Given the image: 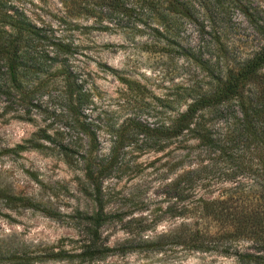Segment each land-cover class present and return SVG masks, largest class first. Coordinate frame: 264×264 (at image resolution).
<instances>
[{
	"label": "rangeland",
	"instance_id": "rangeland-1",
	"mask_svg": "<svg viewBox=\"0 0 264 264\" xmlns=\"http://www.w3.org/2000/svg\"><path fill=\"white\" fill-rule=\"evenodd\" d=\"M7 1L68 54L59 56V74L37 95L32 122L3 114L0 102V189L36 206L7 210L0 203V264H241L236 254L254 253L247 241L226 252L180 243L184 228L215 231L199 216L198 200L257 202L259 180L251 171L258 172L256 155L264 153V68L241 89L263 112L254 119L261 129L255 148L243 145L232 108L224 105L197 118L227 147L222 160L189 133L155 152L132 126L168 124L264 48V0H153L151 8L142 0ZM67 81H82L89 93V104L71 116L58 98ZM39 130L48 141L36 139ZM28 140L42 148L5 152ZM110 153L102 189L112 217L89 256L82 223L94 206L84 194L81 157L104 164ZM58 253L61 259L53 258ZM76 254L83 256L69 258Z\"/></svg>",
	"mask_w": 264,
	"mask_h": 264
},
{
	"label": "trees",
	"instance_id": "trees-1",
	"mask_svg": "<svg viewBox=\"0 0 264 264\" xmlns=\"http://www.w3.org/2000/svg\"><path fill=\"white\" fill-rule=\"evenodd\" d=\"M142 3L148 8L154 6L153 0H142ZM173 4L168 2V8H172ZM171 10L175 12L174 9ZM156 34L161 36L160 32ZM52 38L50 31L44 26L35 24L22 10L9 5L7 0H0V102L3 114H10L12 118L20 121H33L32 116L39 107L37 95L41 93L45 85L50 83L52 78L59 74V70L54 67L59 56L68 54L67 47L62 45L58 39ZM262 68H264V48L238 66L233 77L228 80L220 78L210 93L191 101L185 110L176 114L168 124L149 128L134 123L132 127L135 138L140 137V142L146 144L147 148L158 152L168 142L189 133L191 138L197 140L201 146L214 150L217 158L222 160L227 147L218 146V140L214 139L208 129L197 121V118L209 108L224 105L232 108V116L240 127V133L244 134L243 145L257 147L261 129L259 126L255 127L254 119L262 117L263 112L260 107L251 104L249 98L242 95L241 89L243 82ZM60 94L61 96L58 97L60 106L66 116L76 114L82 107L89 104V93L83 87L82 81H67ZM262 97L264 93L259 95V98ZM37 133L35 134L36 139L49 140L44 130H39ZM25 144L28 146L17 145L5 152L13 153L25 148L36 150L42 148L37 141L28 140ZM60 149L62 152L65 147H60ZM256 156L257 161L261 162V167L257 173L251 172L259 180V184L256 183L259 189L257 202L243 205L239 202L238 196L198 200L199 216L211 221L215 226V231L208 233L196 228L193 230L184 228L180 244L186 250L203 251L221 248L226 252L230 247L247 241L254 253H238L236 254L237 260L241 264H264V153ZM111 157L112 153L105 160V165L93 162L90 157H81L85 184L84 194L94 206L91 213L84 215L82 223L86 249L92 252L89 256H94L93 252L99 248L95 246L99 242L100 228L110 222L112 217L111 214L105 212L106 203L102 189V182L111 174V166H109ZM185 178L187 184H192L190 177L185 176ZM0 203L7 210L15 207L36 208L29 201L8 195L2 189H0ZM191 209L194 210L195 207ZM150 245L148 246H155L153 243ZM106 250L109 249L105 248L104 251ZM118 250L120 249L116 251ZM60 253L54 254L53 258L61 259L56 257ZM83 255H70L69 258Z\"/></svg>",
	"mask_w": 264,
	"mask_h": 264
}]
</instances>
